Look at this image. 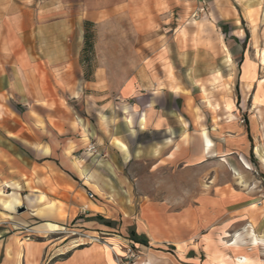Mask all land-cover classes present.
Returning a JSON list of instances; mask_svg holds the SVG:
<instances>
[{
    "label": "rangeland",
    "instance_id": "obj_1",
    "mask_svg": "<svg viewBox=\"0 0 264 264\" xmlns=\"http://www.w3.org/2000/svg\"><path fill=\"white\" fill-rule=\"evenodd\" d=\"M27 4L30 13L23 19L30 29L59 28L61 41L77 59L69 65L71 70L83 73L84 80L85 73L92 74L86 81H94L96 72L106 77L96 85L86 83L84 95L74 103L77 116L88 117L85 99L98 100L95 88L116 95L133 77L145 95V90L168 87V96L147 94L143 105L167 99L166 107L174 111L171 118H177L170 133H183L184 145L176 159L167 161L163 154L158 163L159 156L149 155L148 149L164 141L163 130L151 128L137 136L146 151L126 165L123 179L132 185L134 199L146 207L136 208L140 225L129 228L132 241L123 247L125 254L116 256L117 263L138 258L134 242H143L136 236L138 227L161 239H190L185 260L205 254V264H233L230 250L244 255L246 247L264 259V0H28ZM116 5L119 11L114 14L102 11ZM86 21L95 24V53L91 66L84 67ZM0 54V105H19L7 91L14 66L4 62L9 60L4 50ZM117 101L125 105L128 98ZM203 131L210 132L216 150L199 164ZM28 154L34 155L31 146ZM4 204L13 207L20 201L12 193ZM25 211L23 205L15 214ZM71 227L61 228L64 234H58L59 239L71 235V245L79 248L94 242ZM17 229L27 240H41ZM254 231L257 245L247 237ZM162 246L172 253L176 249ZM49 259L44 264H51Z\"/></svg>",
    "mask_w": 264,
    "mask_h": 264
},
{
    "label": "crops",
    "instance_id": "obj_2",
    "mask_svg": "<svg viewBox=\"0 0 264 264\" xmlns=\"http://www.w3.org/2000/svg\"><path fill=\"white\" fill-rule=\"evenodd\" d=\"M27 1L0 0V50L9 59L4 62L14 66L6 90L19 103L0 105V114H4L0 115V264H44L49 257L51 264H118L116 256L125 254L123 247L132 241L129 228L140 225L136 208L146 207L134 199L132 185L123 179L126 165L146 151L137 136L151 128L162 129L164 141L150 145L148 154L154 158L164 154L167 161L176 159L184 145L183 133H170L177 118H171L174 111L166 107L167 99H156L154 106L143 105L147 94L168 96V87L145 90V95L133 77L126 79L116 95L95 88L98 100L85 99L87 116L93 115V120L77 116L74 103L84 95L86 83L96 85L106 77L96 72L94 81H86L83 73L71 70L69 65L77 59L67 51V42L61 41L59 28L30 29L23 19L30 13ZM117 7L102 11L114 14ZM121 96L128 98L125 105L117 101ZM209 134L202 132L199 164L216 150L214 144L207 146V139L212 141ZM90 144L96 145L97 153L86 152ZM29 146L33 156L28 154ZM88 191L95 197L90 198ZM12 193L20 204L7 207L4 202ZM23 205L25 214L16 215ZM68 224L97 240L79 248L71 245V235L59 239L57 235L64 234L61 228ZM17 227L41 240H27ZM139 231L136 228V236L143 242L134 244L140 254L128 264H205V254L183 259L190 239H161ZM247 235L255 245V231ZM163 244L175 246L174 253L162 248ZM245 251L236 255L230 250L235 256L233 264H240L238 258L244 256L250 264H264L262 255L252 248ZM60 256L66 257L61 260Z\"/></svg>",
    "mask_w": 264,
    "mask_h": 264
},
{
    "label": "trees",
    "instance_id": "obj_3",
    "mask_svg": "<svg viewBox=\"0 0 264 264\" xmlns=\"http://www.w3.org/2000/svg\"><path fill=\"white\" fill-rule=\"evenodd\" d=\"M95 24L91 21H86L84 25V47L82 50V65L91 66L92 56L95 53ZM92 74L85 73V79L90 80Z\"/></svg>",
    "mask_w": 264,
    "mask_h": 264
},
{
    "label": "bare ground",
    "instance_id": "obj_4",
    "mask_svg": "<svg viewBox=\"0 0 264 264\" xmlns=\"http://www.w3.org/2000/svg\"><path fill=\"white\" fill-rule=\"evenodd\" d=\"M121 146V145H120ZM207 146L209 147V148H211L212 146H213V143H212V141H210L209 139H207ZM122 148V147H121ZM124 149V148H123ZM129 150V149H128ZM127 151V150H126ZM129 153V152H128ZM253 233V232H252ZM259 239V238H258ZM258 239L255 237V236H253V243L254 244H258ZM237 240H238V238H237ZM261 241V240H260ZM239 259V262H240V264H250V259L248 258V257H246V256H244V257H239L238 258ZM252 263V262H251Z\"/></svg>",
    "mask_w": 264,
    "mask_h": 264
},
{
    "label": "built area",
    "instance_id": "obj_5",
    "mask_svg": "<svg viewBox=\"0 0 264 264\" xmlns=\"http://www.w3.org/2000/svg\"><path fill=\"white\" fill-rule=\"evenodd\" d=\"M87 151L91 152L92 154L97 153V147L95 144H90L87 148ZM89 197L94 198L95 194L93 192H89ZM89 237V236H88ZM93 240H97V238H93ZM131 251V250H129Z\"/></svg>",
    "mask_w": 264,
    "mask_h": 264
}]
</instances>
